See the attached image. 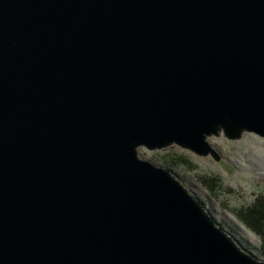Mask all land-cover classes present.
Wrapping results in <instances>:
<instances>
[{"label":"water","instance_id":"water-1","mask_svg":"<svg viewBox=\"0 0 264 264\" xmlns=\"http://www.w3.org/2000/svg\"><path fill=\"white\" fill-rule=\"evenodd\" d=\"M264 138V0H0V264H264L139 155Z\"/></svg>","mask_w":264,"mask_h":264},{"label":"rangeland","instance_id":"rangeland-1","mask_svg":"<svg viewBox=\"0 0 264 264\" xmlns=\"http://www.w3.org/2000/svg\"><path fill=\"white\" fill-rule=\"evenodd\" d=\"M209 142L221 154L220 161L172 146L160 151L139 149L141 158L164 167L163 157L168 154L183 156L189 167H173L172 173L194 194L218 224L250 251L259 261H264L262 240L240 220L238 213L246 210L258 197L264 196V138L246 133L237 141L223 135ZM217 179L221 189L211 192L203 177Z\"/></svg>","mask_w":264,"mask_h":264},{"label":"trees","instance_id":"trees-1","mask_svg":"<svg viewBox=\"0 0 264 264\" xmlns=\"http://www.w3.org/2000/svg\"><path fill=\"white\" fill-rule=\"evenodd\" d=\"M163 158L164 159H162L161 161L162 164L164 165L166 169H168L171 172H172L171 169H173V167H177V166L189 167L190 166V163L188 162V160H186L183 156L168 154L164 156ZM202 181H203V184L213 193H217V190L221 189V184L219 183L217 179H213V178H209L205 176L203 177ZM238 216L240 220L242 221V223L249 230L253 231L256 235L260 237L263 243V247H264V196L258 197L252 205L246 208V210H241L238 213ZM214 221L216 224H218V222L215 219ZM223 230L232 237V235L228 233L225 229ZM232 238L234 239V237ZM237 243L240 245V247L244 251L253 255L252 253H250L249 250H247L244 247V245H241L239 242ZM262 254H264V251L262 252Z\"/></svg>","mask_w":264,"mask_h":264}]
</instances>
